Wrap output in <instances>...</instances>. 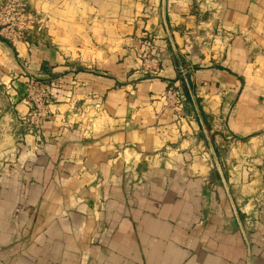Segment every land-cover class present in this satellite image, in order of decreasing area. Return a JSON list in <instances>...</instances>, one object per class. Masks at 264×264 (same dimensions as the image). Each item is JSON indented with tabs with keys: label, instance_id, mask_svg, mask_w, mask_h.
Masks as SVG:
<instances>
[{
	"label": "crops",
	"instance_id": "0c3cea01",
	"mask_svg": "<svg viewBox=\"0 0 264 264\" xmlns=\"http://www.w3.org/2000/svg\"><path fill=\"white\" fill-rule=\"evenodd\" d=\"M24 1L37 30L0 35V264H264V0ZM29 79L58 83L39 136Z\"/></svg>",
	"mask_w": 264,
	"mask_h": 264
},
{
	"label": "built area",
	"instance_id": "2783aa9c",
	"mask_svg": "<svg viewBox=\"0 0 264 264\" xmlns=\"http://www.w3.org/2000/svg\"><path fill=\"white\" fill-rule=\"evenodd\" d=\"M39 23L38 17L30 11L24 0H3L0 2V35L12 42L28 41L33 25ZM33 24V25H32ZM140 59L143 73L152 77L159 71V59L155 52V38L145 36L141 39ZM58 83L49 80L29 79L25 83V100L29 113L24 121L30 133L40 135L43 124L50 118L49 106L55 100ZM168 108L180 120L184 117V103L180 88L171 85L163 95Z\"/></svg>",
	"mask_w": 264,
	"mask_h": 264
},
{
	"label": "rangeland",
	"instance_id": "374dc122",
	"mask_svg": "<svg viewBox=\"0 0 264 264\" xmlns=\"http://www.w3.org/2000/svg\"><path fill=\"white\" fill-rule=\"evenodd\" d=\"M28 4V3H27ZM28 8L30 9L31 12H33L35 15H36V18H37V13H35L33 10H31V8L29 7L28 5ZM33 25V24H32ZM34 27V30L36 29L37 30V23L33 25Z\"/></svg>",
	"mask_w": 264,
	"mask_h": 264
}]
</instances>
